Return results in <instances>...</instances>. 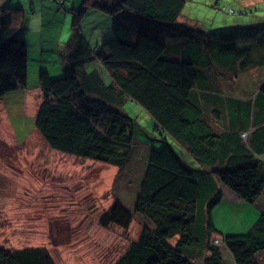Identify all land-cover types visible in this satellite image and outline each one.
Returning <instances> with one entry per match:
<instances>
[{"label":"trees","instance_id":"16d2710c","mask_svg":"<svg viewBox=\"0 0 264 264\" xmlns=\"http://www.w3.org/2000/svg\"><path fill=\"white\" fill-rule=\"evenodd\" d=\"M187 1L81 0L69 8L71 34L61 48L64 73L55 77L40 70L41 101L34 126L50 148L100 161L102 169L116 173L127 166L135 149L142 151L144 169L134 211L112 193L113 174L109 190L114 199L98 223L128 227L139 213L154 227L142 226L113 264H227L223 246L235 264H264V214L245 231L222 237L212 216L222 198L219 184L249 203L264 191V16L217 34L203 33L197 23L179 20ZM263 1L238 9L221 6L218 0L212 4L243 14L257 10ZM90 7L113 15L111 32L100 43H92L80 24ZM126 8L156 21L161 33L132 25ZM24 23L20 5L0 0V97L25 86ZM254 67L263 73L246 97L239 87L226 95L228 88L209 83L215 76L233 77L234 83ZM126 104L139 105L153 119L157 136L145 134L158 146L135 140L138 124ZM227 107L231 115L224 118ZM241 110L246 111L242 119ZM80 184L75 192L84 190ZM204 191L213 196L204 198ZM0 264L54 261L43 245H0Z\"/></svg>","mask_w":264,"mask_h":264},{"label":"rangeland","instance_id":"374dc122","mask_svg":"<svg viewBox=\"0 0 264 264\" xmlns=\"http://www.w3.org/2000/svg\"><path fill=\"white\" fill-rule=\"evenodd\" d=\"M80 2L81 0H67L63 6L57 0H51L44 10H23L26 11L25 16H28L29 21L24 36L29 39L27 64H30V70L33 65L36 69L42 65L51 76L56 77L64 73L61 48H64L65 41L70 37L72 22V11L68 9L72 4L78 5ZM218 2L221 6L238 9L242 4L253 6L256 0H218ZM212 3L213 0L187 1L179 20H185L193 26L197 23L203 33L213 30L212 34H217L221 30L231 29L233 24L256 23L259 20L257 18L264 16V1L259 3L257 10H248L243 14L217 9ZM124 10H128L129 13L125 17L127 21H131L132 25L142 30L145 29L146 32L161 33L162 26L156 21L147 19L130 9ZM112 17L111 13L96 8L90 7L86 10L80 24L92 43L97 41L100 43L109 35L112 28ZM188 18L192 21H188ZM40 23L43 29L41 31L35 28ZM168 24L164 27L165 29H168ZM162 32L167 34L168 31ZM40 45L41 48H38ZM102 73L109 80L104 69ZM262 73L261 67H254L244 71L241 79H236L234 83L232 82L233 77L230 76L225 78L215 76L209 79V83L211 86L228 88L226 95L239 91V87L244 92L242 96L246 97L251 89L260 83L257 81ZM37 76V72L28 73L27 85L34 86L37 83ZM15 95H18L19 101L22 93L21 91H10L0 97V104H4V110L0 111V122L4 127L2 128L0 124V170L5 173V175H0L2 179L0 182V245L8 248L46 246L53 256L54 264H113L130 243L138 238L142 226L146 224L151 228L154 227L146 216L139 213L134 214L128 227L117 224L105 227L98 223L103 208L110 205L114 199L113 194L121 200L124 206L134 211V199L138 193V184L144 169L142 151L136 153L135 149L127 166L117 173L115 169L114 172L110 169H102L103 163L100 161L94 163L88 158L71 155L77 158L72 164L74 166L72 172L77 170L76 166L80 167V179L84 189L75 192L74 186L81 187V184L65 181L68 174H71L69 165L71 158H65L67 153L63 151L50 148L40 135L34 133L38 137L36 139L32 134L36 132L33 121L34 113L28 111L22 115L20 107L13 112V106L10 105ZM125 107L128 113L135 117L138 124L135 128V140L146 146H152V143L158 146L159 143L155 144L149 136L151 133H153L151 136H157L154 121L149 114L137 104H126ZM12 112L13 115L22 116L21 124L17 127L16 133L11 127L8 130L10 133H7L5 132L8 128L6 122L8 115ZM223 114L224 118L231 115L230 109L227 107ZM243 116H246V111L241 110L240 118L242 119ZM10 120L9 124L12 122L15 125V118ZM148 131L150 134H145ZM14 134L18 137L16 138ZM8 138L10 140L15 138L16 141H10ZM138 145L140 144L137 143ZM54 152L65 155L60 157V155H54ZM11 154L16 155L20 162L24 160L23 175L18 176L10 168L3 167L6 164L16 165L15 160L8 156ZM52 155L56 157L55 160L51 159ZM113 174L115 179L112 194L109 187H111ZM97 187L100 188V196L97 195ZM223 187L235 194L229 187L225 185ZM50 194H54L52 199L48 197ZM212 196L211 191H204V198ZM14 198L15 201H11ZM45 198L48 200L42 203V199ZM263 198L264 195L259 200ZM221 200L224 206L231 203L226 196H222ZM245 204L247 209L234 208L236 214L233 218L235 220L241 212L253 213L254 205L246 201ZM221 208L222 206L216 208L217 229L221 232L235 230L234 227L228 225L229 221L235 223L237 229H241V222H233L231 217L225 219L229 221L221 220L218 214ZM253 217H256L255 214ZM220 235L222 237V234ZM170 241L174 242V239ZM223 247L222 251L226 257V252L230 253Z\"/></svg>","mask_w":264,"mask_h":264},{"label":"crops","instance_id":"0c3cea01","mask_svg":"<svg viewBox=\"0 0 264 264\" xmlns=\"http://www.w3.org/2000/svg\"><path fill=\"white\" fill-rule=\"evenodd\" d=\"M9 1H10L11 4L20 5L22 7V10H31L32 11V10H44L45 7H47L49 5V1H51V0H9ZM66 1L67 0H64V3H66ZM57 2L61 4V1L59 2L57 0ZM73 5L74 4H72L70 8H72ZM25 12L26 11H24V13ZM24 24H25V27H24V29L22 31L23 36H24V31L27 28V24H29L28 16H25V23ZM35 28L38 29V30H40V31L43 30L42 29V23H40L37 26H35ZM24 38H25V36H24ZM25 40H26V45H27V62H28L29 39L28 38H25ZM38 48H41V45ZM42 68H43L42 65L39 66L38 69H36L34 67V65H33L32 66V70H30V64H27V74L28 73H31V72H37L38 75H39V72H40V70ZM45 70L47 71V69H45ZM14 91H17V92L18 91L19 92L21 91L22 95H21V98H20L19 101L17 99L18 95H15V96L12 97L13 102H12V104L10 106H13V108H12L13 112H15L17 110V107H20V109L22 111V115H23L24 112L26 113L28 111L34 113V115H35V112L37 110V107H38V105H39V103L41 101V88H40L38 76H37V83L34 86L31 87V86L27 85V77H26L25 86L18 87L17 89L13 90V92ZM3 110H4V104H0V111H3ZM13 112L11 114H9L11 116L8 115V119H7V122H6L7 125H8V128L5 131L7 133H10V132H8L9 127H11L13 129V131L16 133L17 127L20 126V124H21L20 123V120H21L22 116H18L16 114L13 115L14 114ZM13 117L15 118V125H13L12 122L9 124V121H11L10 119L13 118ZM0 124H1L2 128H4L1 122H0ZM34 133H37V135H40L37 130H36V132L35 131L32 132V134H34ZM14 135H15L16 138L18 137L17 134H14ZM37 135L34 134V136L36 137V139H38ZM2 138H3V136H2ZM41 139H43V138L41 137ZM8 140H10V138H8ZM12 140H10V141H12ZM13 141H16V139L14 138ZM44 142L46 144V141L45 140H44ZM142 148H144V150H145V147H142ZM144 153L146 155V152L145 151H144ZM65 154H61V153H58V152H54V155H60V157L62 155H65ZM66 155L67 156H65V158H71L69 160V162H71V163H69V165L71 167L70 168L71 169V174H68V176L65 178V181L66 182H72L73 181L76 184L82 183V181L80 179V176H81V169H79L80 167H78V166L75 165L76 166L75 169H77V170L72 172V169L74 168V166H72V164L76 162L75 160L77 158L72 157L71 154L70 155L69 154H66ZM8 156H10L13 160H15V164L16 165L6 164L3 167L4 168H10L13 171L14 174L16 172H18V171H20L21 174H24L23 173L24 160H22L20 162L19 158L16 155H12L11 154V155H8ZM44 156L47 157V155H45V154H44ZM51 159L52 160H55L56 157H54L52 155L51 156ZM72 159H73V161H72ZM0 175H5V173L0 170ZM1 181H2V179L0 178V182ZM218 186L222 190V196L228 197L230 199L229 202H231V203L228 204L227 206H224V204H222L223 201L220 200V202L213 207V209H212V216H213V221H214L215 226H218V215L216 214V208H217V206L218 207L222 206V208L219 210V213H218V214H220V216L222 218L221 220L229 221V220H225V219L231 217L232 220H233V222H241V225H242V228L241 229H237L235 223H231L229 221L228 222V225L234 227L235 230H226V231L224 230L223 232L220 231L221 233H219L218 236H221L220 234H222V236H223L224 233H235V232L245 231L246 229H248L251 226V224L259 216V214H264V198L262 200H259L264 195V191H263L261 193V195L259 196V198L256 199V201L254 203H252V205H254V207H253V209H254L253 213L247 214L245 212H241L240 215H237V218L235 220L233 218V215L236 214L235 211H234V208H236L237 210H239L240 208L247 209V206L245 204V200H242L236 194H232L231 191H229L227 188L223 187L222 184H219ZM76 188H77V186H76ZM15 191L17 193V190H15ZM11 201H15V198L12 199ZM45 202H46V198L45 199H42V203H45ZM232 203H234V204H232ZM247 203H249V202H247ZM254 214H255L256 217H253ZM225 260H226V263L227 264H235L231 253L228 254L226 252Z\"/></svg>","mask_w":264,"mask_h":264},{"label":"built area","instance_id":"2783aa9c","mask_svg":"<svg viewBox=\"0 0 264 264\" xmlns=\"http://www.w3.org/2000/svg\"><path fill=\"white\" fill-rule=\"evenodd\" d=\"M244 135H246V134H244ZM217 242H218V243L220 242L219 239L217 240Z\"/></svg>","mask_w":264,"mask_h":264}]
</instances>
